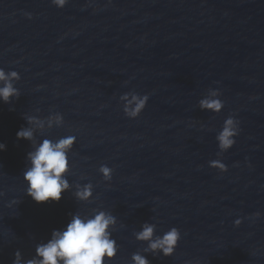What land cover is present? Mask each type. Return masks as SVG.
<instances>
[{"label":"water","instance_id":"1","mask_svg":"<svg viewBox=\"0 0 264 264\" xmlns=\"http://www.w3.org/2000/svg\"><path fill=\"white\" fill-rule=\"evenodd\" d=\"M0 68L20 76V96L0 102V264L17 249L31 258L71 214L92 208L117 218L111 264H131L145 221L181 233L173 255L145 254L151 264H264V0H0ZM211 88L224 102L218 114L198 108ZM129 91L149 97L134 119L118 101ZM55 112L63 125L36 139L76 137L67 179L91 182L90 202L74 189L58 202L25 194L32 148L16 133L24 115ZM229 114L239 134L219 172L208 161Z\"/></svg>","mask_w":264,"mask_h":264},{"label":"clouds","instance_id":"2","mask_svg":"<svg viewBox=\"0 0 264 264\" xmlns=\"http://www.w3.org/2000/svg\"><path fill=\"white\" fill-rule=\"evenodd\" d=\"M67 2L68 0H51L52 5L57 8H63ZM24 15L31 18L30 13ZM19 79L17 71H5L4 68H0V102L8 104L20 96L19 89L15 87ZM220 95L219 89L211 88L209 95L199 99L198 108L213 114L220 113L224 107ZM148 99L147 94L129 91L121 94L118 101L122 105L124 115L134 119L145 108ZM36 111L39 112V109ZM24 119L27 127L18 130L16 137L29 141L32 148L26 155L27 163L22 177L26 185L25 194L37 203L58 202L62 193L74 189L72 195L76 201L90 202L93 197V184L89 182L73 185L67 179L72 167L68 154L72 151L76 137L67 135L55 140L36 139V134L42 133L45 128L61 127L64 123L62 114L50 113L45 118L24 115ZM238 134L239 120L229 114L215 136L218 158L208 161L210 168H215L219 172L227 171L226 165L219 157L234 145ZM4 150L5 144L0 143V151ZM97 171L104 182L111 181L112 168L101 164ZM19 202L14 198L6 207L11 208ZM117 222V218L111 212L102 208H92L90 214L83 215L77 210L71 214L69 222L63 229H54L46 242L36 244L31 258H23L17 249L13 253L12 264H111L119 249V245L112 237V233L117 230ZM235 223H240L239 219ZM156 229L157 223L145 221L141 224L140 230L133 232L134 239L145 246L131 254V264H151L145 255L148 253L164 257L173 255L181 238L180 230L172 226L162 234H157Z\"/></svg>","mask_w":264,"mask_h":264}]
</instances>
